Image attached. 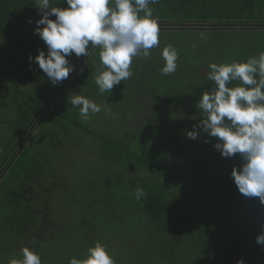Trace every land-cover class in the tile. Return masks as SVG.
Listing matches in <instances>:
<instances>
[{
	"label": "trees",
	"instance_id": "1",
	"mask_svg": "<svg viewBox=\"0 0 264 264\" xmlns=\"http://www.w3.org/2000/svg\"><path fill=\"white\" fill-rule=\"evenodd\" d=\"M164 4L166 9L161 10L185 13L191 20L158 21L161 32L173 26L195 36L182 34L179 42L161 34L162 49L154 50L157 54L148 61L134 58L132 76L118 88L101 94L95 83L89 87L86 98L101 106L99 113L92 114V126L82 121L79 107L71 114L65 112L67 117L56 112L68 91H61L58 101L53 95L44 106L34 108L24 127L9 126L7 145L0 142V176L2 170H9L0 185L17 166L23 174H16L17 186L5 191L7 200L0 210L17 207L21 216L0 213V253L15 250L8 260L0 258V264L22 260L25 246L39 253L42 264H69L73 257L83 259L97 242L115 264H237L239 260L264 264V245L256 241L264 232V204L259 197L239 192L231 173L242 167V155L224 157L215 148L217 138L199 131L202 116L197 107L214 83L207 81L210 63L242 62L264 51V0H159L150 5L155 17ZM167 45L177 49L179 58L177 70L164 76L161 53ZM55 119L61 131L92 133L100 139L107 152L101 157L116 171H131L132 180L108 179L104 195L86 190L91 197L85 198L79 189L71 195V185L57 176L58 167L49 153L34 159L26 147L19 154L25 146L22 138L14 141L20 128L22 132L27 128L23 136H29L41 123ZM107 120L112 129L106 128ZM194 130L198 137L188 138ZM45 171L51 181L38 188L35 179ZM137 186L146 193L139 200ZM19 187L24 191H15ZM95 187L97 181H91L88 188ZM32 219H37L38 227H32ZM68 229L82 232L79 243L71 247L62 237Z\"/></svg>",
	"mask_w": 264,
	"mask_h": 264
},
{
	"label": "clouds",
	"instance_id": "2",
	"mask_svg": "<svg viewBox=\"0 0 264 264\" xmlns=\"http://www.w3.org/2000/svg\"><path fill=\"white\" fill-rule=\"evenodd\" d=\"M60 2L35 0L42 16L36 21L34 32L45 42L47 54L40 50L34 58L29 57L54 85L65 80L59 92L67 90L94 48L100 49V62L104 66L95 76L103 94L132 76L133 58L147 59L150 50L160 45V24L150 7L159 0H66L68 7L57 6ZM73 53L81 57L72 65L68 57ZM161 55L165 61L161 74L174 73L178 67L177 49L167 45ZM208 67L207 81L214 83L197 103L202 116L199 131L217 138L215 148L224 157L242 155V167H234L231 173L234 182L245 197H259L264 204V51L246 61L212 62ZM234 81L239 83L230 86ZM68 100L73 107H79L83 122L101 111L100 105L83 95H69ZM199 131H189L188 138L196 139ZM135 195L139 200L146 193L137 186ZM256 241L264 245V232L257 235ZM21 254L22 260L13 259L10 264H42L39 253L27 246L21 249ZM69 264H115V261L106 247L97 242L83 259L73 257ZM237 264L245 262L239 260Z\"/></svg>",
	"mask_w": 264,
	"mask_h": 264
},
{
	"label": "rangeland",
	"instance_id": "3",
	"mask_svg": "<svg viewBox=\"0 0 264 264\" xmlns=\"http://www.w3.org/2000/svg\"><path fill=\"white\" fill-rule=\"evenodd\" d=\"M166 5L167 4H164L163 7L160 5L161 7L158 8L159 10H157V12L159 13V15H157L159 18V21L161 22H185V21L191 20L190 19L191 16L186 15L185 13L181 14L177 12L176 13L172 12L168 14L166 12L167 10H161L162 8H165ZM182 31L183 29L181 28H166V31L160 32V35L162 34L164 37H167L170 34L171 36L174 37V41L181 40L177 38H180L182 34H183V37L185 38H191L195 36L194 32L190 34L188 33L189 31H183V32ZM37 36L39 35L37 34ZM162 38L163 37H160L159 47L153 48L150 50L151 51L150 56H152L154 53L157 54V52H155L154 50L162 49V45H163ZM37 40H40V43H43V40L40 38V36L37 38ZM196 40H198V42L202 44V42L199 39H196ZM25 45L28 46V44H25ZM99 53H100L99 48H94L91 50V56L89 57L84 68L79 74L76 75V78H74V81L68 86L66 90L68 91V94L65 93V95L67 96L62 98L56 110L57 113L60 112L61 114L62 112L61 118L64 115L65 117H67L66 113L71 114L72 111L78 108V107H73L71 105V103L68 100L69 95L71 96V95L80 94V95L87 97L88 96L87 92L90 89L89 87H91L95 83V76L99 74L100 71L104 70V66L101 65V62H100ZM74 56L75 54L73 53L72 56L68 57V60L72 65L79 58V57H76L74 59ZM138 58L144 59L143 56H139ZM20 61H21V66H23V64L27 62L28 60H20ZM146 61H148V58L146 59ZM7 68H8V65H5L4 61L0 60V82H4L8 87L7 80L9 79L11 75H8ZM12 75H17V79L18 78L21 79L19 74L12 73ZM42 79L45 85L55 86L47 78L46 75ZM120 84L115 85L114 88H118ZM5 86H3L2 88H4ZM0 88H1V84H0ZM33 109L34 108H28L27 113L29 114L32 113ZM7 110L9 112L8 114L6 112ZM16 110L17 108H5V107L0 108V142L3 145H7L6 143L8 139L7 137L8 135H11V130H9L10 129L9 126H11L12 128H17L19 126H22L23 122L27 120V118H22L20 114L16 116L15 115ZM19 110H22V108H19ZM93 117L95 116L91 114L90 119L86 123L87 125L92 126L94 124ZM71 118H72V115H70V119ZM7 121L9 123H7ZM22 127H24V125ZM113 127L114 126L111 124V122L107 120L106 128L112 129ZM36 130L37 131L30 132L31 134L30 139L33 137L34 138L29 143L26 150L31 151L30 155L34 159H37L38 155L41 158H43L40 154L49 153L52 161L55 163L54 167L55 168L58 167L59 175L57 176L61 178L62 180H65L66 184L71 185L70 187L71 195L77 189H79L80 195L85 198L91 197V195L84 193V191L86 190L94 191V192L96 191L97 193L102 192L104 195L108 193L106 192V185H105V182L108 179H110L111 181L112 180L118 181L119 177L122 176L123 180L125 181L132 180L131 171H126L123 167H122V171L124 169V172L116 171L114 170V168L111 167L110 162H106L101 157V154L104 155L107 153L106 149L104 148L103 144L100 145V139L93 137L92 133L91 134L90 133L89 134L79 133L77 131L71 132L69 130L61 131L59 122L56 119L54 122L52 121L51 123H46L45 125L41 123L40 126L36 128ZM28 137H29L28 135L22 137L23 143L25 145L27 143ZM5 138L7 139L5 140ZM116 140L117 139L115 138V142ZM25 159L28 160L27 155L25 156ZM66 162H68V164ZM29 164L35 170V167L33 166L34 163H29ZM44 167L49 168L46 164H44ZM51 173H53L52 169H51ZM16 174H23V170L19 169L18 166L12 170V173L0 185V204L3 201L4 203H6L5 201L7 199H6L5 191L8 189L10 190L12 186H14V188L17 186ZM72 175H74V177H72ZM94 176L97 178V180H93ZM54 179H57V178H54ZM35 180H36L35 184H38L39 186L38 188H42L45 184L51 181L49 179L48 174H46V171L40 176H38V178L36 177ZM91 181H97V187L89 189L88 187L91 185ZM10 182L12 185L10 184ZM24 189L25 188L23 187H19L15 191L21 192V191H24ZM19 211L20 209H18L17 207L11 208L9 206H6V208L0 210V213L4 212L5 214H9V215L14 216L15 218H19V216H21ZM30 224L32 225L33 228H36L39 226V222H37V219L30 220ZM67 227L70 228V224ZM127 232L129 234H132L131 229H128ZM81 235H82V232H80L79 230L68 229L65 233L62 234V237L65 239L64 242L67 245H69V247H71L79 243ZM55 241L56 243H58V240H55ZM111 246L115 249H118V245L115 243H112ZM2 254L3 253H0V258L3 260H8L9 258L14 256L15 250L13 248L12 249L8 248L6 250V253L4 255Z\"/></svg>",
	"mask_w": 264,
	"mask_h": 264
},
{
	"label": "crops",
	"instance_id": "4",
	"mask_svg": "<svg viewBox=\"0 0 264 264\" xmlns=\"http://www.w3.org/2000/svg\"><path fill=\"white\" fill-rule=\"evenodd\" d=\"M57 6L68 7L66 0H61ZM0 13L2 14V20H0V60L8 65V75H11L7 80L8 87L4 82H0L1 88L6 85L2 89L0 88V108H17L15 115L20 114L22 118H26L29 115L27 113L28 108L44 106L53 95L58 96L56 101L61 99L63 95H59L60 92L57 89L63 81L55 86L45 85L42 78L46 74L43 73L34 59L31 62L29 60L30 56L34 58L39 53V49L45 51V54L47 53L45 42L40 43V40H37L39 36L34 32L37 27L36 21L42 16L35 5V0H0ZM156 18L159 21L158 16ZM52 19H55V16ZM76 57L75 55L74 59ZM20 60L28 61L21 66ZM12 73L19 74L21 79H17V75H12ZM30 114L35 113L33 111ZM26 131L27 128L23 132L20 128L14 141L21 139L22 134H25ZM33 138L27 139L26 145L19 154L25 150Z\"/></svg>",
	"mask_w": 264,
	"mask_h": 264
},
{
	"label": "water",
	"instance_id": "5",
	"mask_svg": "<svg viewBox=\"0 0 264 264\" xmlns=\"http://www.w3.org/2000/svg\"><path fill=\"white\" fill-rule=\"evenodd\" d=\"M175 24H176V23H175ZM167 25H169V24H167ZM165 27H167V26H165ZM168 27H169V26H168ZM90 47H91V46H90ZM80 57H81V56H80ZM10 166H12V164H10ZM8 170H9V169H6V170L4 171L3 176L8 172ZM3 176H2V177H3ZM2 177H1V180H2ZM1 180H0V181H1Z\"/></svg>",
	"mask_w": 264,
	"mask_h": 264
},
{
	"label": "flooded vegetation",
	"instance_id": "6",
	"mask_svg": "<svg viewBox=\"0 0 264 264\" xmlns=\"http://www.w3.org/2000/svg\"><path fill=\"white\" fill-rule=\"evenodd\" d=\"M36 129H34L33 131H35ZM30 135V134H29Z\"/></svg>",
	"mask_w": 264,
	"mask_h": 264
}]
</instances>
